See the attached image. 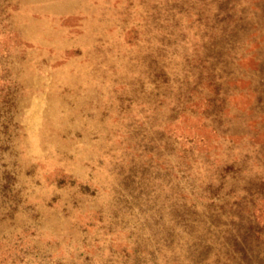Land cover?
Masks as SVG:
<instances>
[{
  "label": "rangeland",
  "instance_id": "374dc122",
  "mask_svg": "<svg viewBox=\"0 0 264 264\" xmlns=\"http://www.w3.org/2000/svg\"><path fill=\"white\" fill-rule=\"evenodd\" d=\"M0 264H264V0H0Z\"/></svg>",
  "mask_w": 264,
  "mask_h": 264
}]
</instances>
